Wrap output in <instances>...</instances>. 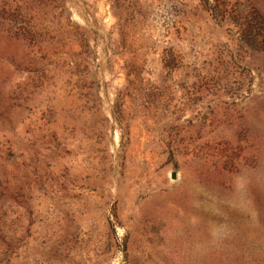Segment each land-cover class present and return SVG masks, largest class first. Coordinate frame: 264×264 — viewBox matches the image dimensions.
Instances as JSON below:
<instances>
[{
	"label": "rangeland",
	"instance_id": "rangeland-1",
	"mask_svg": "<svg viewBox=\"0 0 264 264\" xmlns=\"http://www.w3.org/2000/svg\"><path fill=\"white\" fill-rule=\"evenodd\" d=\"M0 264H264V0H0Z\"/></svg>",
	"mask_w": 264,
	"mask_h": 264
}]
</instances>
